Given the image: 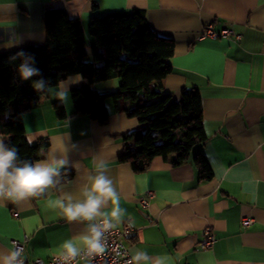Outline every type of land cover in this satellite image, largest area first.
<instances>
[{
    "label": "crops",
    "instance_id": "1",
    "mask_svg": "<svg viewBox=\"0 0 264 264\" xmlns=\"http://www.w3.org/2000/svg\"><path fill=\"white\" fill-rule=\"evenodd\" d=\"M55 7L79 18L89 41L92 17L134 9L145 12L159 35L174 39L166 87L176 97L183 88H199L208 139L194 152L204 155L213 177L201 180L192 158L173 165L156 157L148 170L134 171L118 161V154L122 135L138 121L111 100L106 124L73 114L71 89L87 83L85 78L70 86L63 102L68 116L59 119L53 86L37 107L23 113V121L29 141L49 138L37 161L67 149V173L47 196L20 204L0 202V256L7 254L12 239L28 234L27 257L48 260L65 239L81 233L84 225L68 223L49 201L62 191L78 196L100 158L127 209L119 226L130 222L138 229L127 241L129 250L139 248L152 257L167 254L174 264H264V0H0V53L44 44V10ZM210 22L217 31L232 26L241 39L201 36ZM119 85V78H111L93 88L111 92ZM147 190L155 195L143 206L139 198ZM245 216L254 220L249 226L242 224ZM208 226L217 240L213 248L203 249Z\"/></svg>",
    "mask_w": 264,
    "mask_h": 264
},
{
    "label": "trees",
    "instance_id": "2",
    "mask_svg": "<svg viewBox=\"0 0 264 264\" xmlns=\"http://www.w3.org/2000/svg\"><path fill=\"white\" fill-rule=\"evenodd\" d=\"M44 23V44L0 53V138L17 148L21 161L36 162L50 143L48 137L31 143L27 137L23 113L37 107L49 91L35 90L33 81L39 76L31 80L20 78L18 66L22 61L11 57L22 50L35 57V66L50 87L75 73L87 80L71 89L73 114L88 115L106 124V102L111 100L118 111L138 121L135 129L122 135L124 146L118 161L131 164L136 172H144L156 157L173 165L192 158L201 180L213 177L204 155L193 154L194 147L208 139L199 88H183L176 97L166 87L175 41L159 35L143 10L92 17L88 26L92 41L87 39L81 20L69 16L64 8L45 9ZM111 78H119L116 91L93 88L94 83ZM53 106L59 119L67 118L63 102H54Z\"/></svg>",
    "mask_w": 264,
    "mask_h": 264
},
{
    "label": "clouds",
    "instance_id": "3",
    "mask_svg": "<svg viewBox=\"0 0 264 264\" xmlns=\"http://www.w3.org/2000/svg\"><path fill=\"white\" fill-rule=\"evenodd\" d=\"M17 58L22 61L18 66L22 80L39 76L40 79L33 81L35 90L41 93L51 91L48 80L35 66L33 55L21 50L11 57L13 60ZM83 80L80 73L68 75L56 86L55 98L66 102L70 86ZM58 153L36 162L21 161L17 148L9 146L0 138V202L20 204L25 200L47 196L50 190L57 189L69 165L67 149ZM109 171L106 160L98 158L87 182L79 189L78 196L62 191L58 198L49 201V207L58 209L68 223L84 225L81 233L65 239L59 245V264H73L78 258L85 261V264H91L95 257L106 252V233L116 229L128 215L127 209L120 205V193ZM125 254L129 256L127 264H174L170 255L152 257L139 248L130 249ZM0 264H23L21 249L14 241L7 254L0 256Z\"/></svg>",
    "mask_w": 264,
    "mask_h": 264
},
{
    "label": "built area",
    "instance_id": "4",
    "mask_svg": "<svg viewBox=\"0 0 264 264\" xmlns=\"http://www.w3.org/2000/svg\"><path fill=\"white\" fill-rule=\"evenodd\" d=\"M203 37L211 38H233L235 40L241 39V34L238 33L232 26H224L220 31H217L213 27V23H207L204 26V31L202 32ZM155 193L153 190H147L145 194L140 196V203L143 206H147L150 200L154 197ZM15 217H19V212H14ZM253 218L245 216L242 218V224L244 226H249L253 222ZM138 234V229L134 227L130 222H125L116 229H113L106 233L107 249L103 255L95 257L91 264H127L129 256L125 253L128 252L129 246L127 241L134 239ZM29 240V235L25 234L22 238H15L10 241L15 242L21 249L23 264H59L58 254L52 256L50 259L45 260L43 258L37 257L30 259L26 255V245ZM217 240V235L211 226H208L204 230V238L201 241V246L203 249L213 248ZM81 261L79 258L73 261V264H78Z\"/></svg>",
    "mask_w": 264,
    "mask_h": 264
},
{
    "label": "rangeland",
    "instance_id": "5",
    "mask_svg": "<svg viewBox=\"0 0 264 264\" xmlns=\"http://www.w3.org/2000/svg\"><path fill=\"white\" fill-rule=\"evenodd\" d=\"M195 149H196V147H194L193 152L195 151ZM197 152H198V151H197ZM197 152H194V153H197ZM194 153H193V154H194Z\"/></svg>",
    "mask_w": 264,
    "mask_h": 264
}]
</instances>
